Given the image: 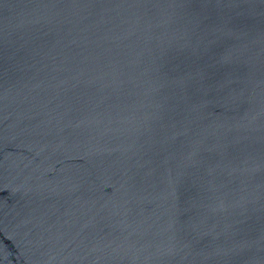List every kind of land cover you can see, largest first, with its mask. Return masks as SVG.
Returning a JSON list of instances; mask_svg holds the SVG:
<instances>
[{"label": "water", "instance_id": "water-1", "mask_svg": "<svg viewBox=\"0 0 264 264\" xmlns=\"http://www.w3.org/2000/svg\"><path fill=\"white\" fill-rule=\"evenodd\" d=\"M0 264H264V0H0Z\"/></svg>", "mask_w": 264, "mask_h": 264}]
</instances>
